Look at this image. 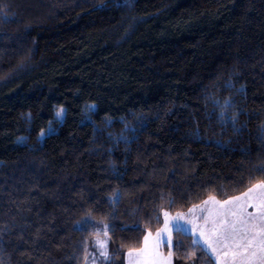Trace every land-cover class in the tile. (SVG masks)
Listing matches in <instances>:
<instances>
[{"label":"trees","instance_id":"trees-1","mask_svg":"<svg viewBox=\"0 0 264 264\" xmlns=\"http://www.w3.org/2000/svg\"><path fill=\"white\" fill-rule=\"evenodd\" d=\"M261 125L264 0H0V264H86L105 224L126 264L165 211L264 180ZM194 240L164 250L215 264Z\"/></svg>","mask_w":264,"mask_h":264},{"label":"snow or ice","instance_id":"snow-or-ice-1","mask_svg":"<svg viewBox=\"0 0 264 264\" xmlns=\"http://www.w3.org/2000/svg\"><path fill=\"white\" fill-rule=\"evenodd\" d=\"M243 87V86H242ZM231 104V98L224 101V107L221 109L222 118H228L232 122H236L238 113L227 117V106ZM91 107H95L93 104ZM66 109L63 106L58 107L57 116L63 117ZM47 131L41 129L40 135L46 136L54 133L55 129L51 127L49 122ZM128 139V138H126ZM261 140H264V125H261ZM260 170L264 171V165L260 166ZM117 197L113 196L112 199ZM218 206L214 211H209L203 207L206 204ZM203 205H192L189 210L190 214L194 213L198 208H202L203 212H208V217L204 219V224L197 229L199 236L193 241V247H203L219 261V264H264V180H261L241 193L239 196L229 197L227 200H217L214 196H210ZM254 206L255 211L249 212L248 207ZM177 213V219L182 216ZM164 227L156 231L153 236L151 230H147L148 234L144 236V247L142 249L128 248L127 254L129 264H171L172 253L169 252L164 256L158 251L162 243L171 246L172 235L168 227L169 213L164 212ZM94 223L91 216L86 217L83 221L78 222L80 227L87 223ZM105 235H107L108 225H103ZM204 243L200 244V238ZM36 241H39V231L36 235ZM96 242L103 246L106 241L101 239L99 235L95 237ZM103 255L107 256L105 250ZM195 256L196 253H190Z\"/></svg>","mask_w":264,"mask_h":264},{"label":"rangeland","instance_id":"rangeland-1","mask_svg":"<svg viewBox=\"0 0 264 264\" xmlns=\"http://www.w3.org/2000/svg\"><path fill=\"white\" fill-rule=\"evenodd\" d=\"M51 127H52V125H51ZM48 128L45 131H47ZM239 195H237V196H239ZM216 199L223 201V200H227L228 198L227 199L216 198ZM207 200L208 199H206L205 201H207ZM198 205H203V202L198 204ZM203 207L207 208L209 211H214L215 208L218 206H215V205L209 203V204L203 205ZM189 210L187 212H179V213H182L183 215L177 219H173V218L177 217V213H171V212L167 211L169 213L168 227L171 230V235H172L173 230L182 229L185 232H189V233L192 232L195 240L197 239V237L199 236V232L197 231V229L200 228L204 224V219L208 217V212H203V216H202V208H198L194 213H191V214H190ZM248 211L254 212L255 211L254 206H249ZM164 219H165V217L163 214V225L161 228L164 227ZM103 232L104 233L99 234V236L101 237V239L106 241V245H103V246L99 245L96 242V239H95L96 236H95L93 238L91 244H90L89 253H88L87 259H86V264H115V260H113V257H111L112 256L111 246H110L111 244H110L108 232H107V235H105V229ZM147 234H148V232H147ZM152 234H153V236H155L156 232H154V233L152 232ZM199 243L200 244L204 243L202 237L200 238ZM164 244H167V243H162L161 245H164ZM105 250L108 253L107 256L103 255V252ZM158 251L161 252L164 256H167L166 255L167 253L164 250H160V248H159ZM212 258H213L215 264H219V261H217L213 256H212ZM112 260L114 262H112ZM125 260H126V264H129V257H128L127 252L125 254Z\"/></svg>","mask_w":264,"mask_h":264},{"label":"crops","instance_id":"crops-1","mask_svg":"<svg viewBox=\"0 0 264 264\" xmlns=\"http://www.w3.org/2000/svg\"><path fill=\"white\" fill-rule=\"evenodd\" d=\"M197 205H198V204H197ZM173 231H174V230H173ZM191 233H192V232H191ZM192 234H193V233H192ZM165 245H169V244H164V245L159 246L160 250H164V246H165ZM143 247H144V245H143ZM143 247H142V248H143ZM142 248H141V249H142ZM164 251H165V250H164ZM165 252H166V251H165ZM166 253H167L166 255H168L169 252H166ZM171 264H174L173 256H171Z\"/></svg>","mask_w":264,"mask_h":264}]
</instances>
